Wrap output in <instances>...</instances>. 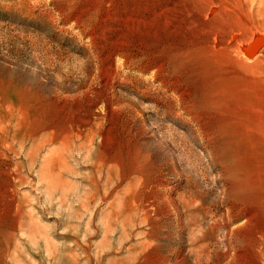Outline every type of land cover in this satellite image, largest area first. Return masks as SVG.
<instances>
[{
    "label": "rangeland",
    "instance_id": "374dc122",
    "mask_svg": "<svg viewBox=\"0 0 264 264\" xmlns=\"http://www.w3.org/2000/svg\"><path fill=\"white\" fill-rule=\"evenodd\" d=\"M0 264H264V0H0Z\"/></svg>",
    "mask_w": 264,
    "mask_h": 264
},
{
    "label": "bare ground",
    "instance_id": "6f19581e",
    "mask_svg": "<svg viewBox=\"0 0 264 264\" xmlns=\"http://www.w3.org/2000/svg\"><path fill=\"white\" fill-rule=\"evenodd\" d=\"M250 50H252V52H254V48L253 47H250ZM251 52V51H250ZM251 52V54H252ZM92 122V121H91ZM89 125V124H88Z\"/></svg>",
    "mask_w": 264,
    "mask_h": 264
}]
</instances>
